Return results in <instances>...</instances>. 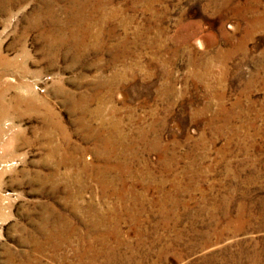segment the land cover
I'll return each instance as SVG.
<instances>
[{
  "label": "rangeland",
  "instance_id": "rangeland-1",
  "mask_svg": "<svg viewBox=\"0 0 264 264\" xmlns=\"http://www.w3.org/2000/svg\"><path fill=\"white\" fill-rule=\"evenodd\" d=\"M254 1L86 0L69 55L49 49L46 21L30 26L42 0L0 12L8 77L36 104L0 85V264H106L102 238L149 254L140 264H264Z\"/></svg>",
  "mask_w": 264,
  "mask_h": 264
},
{
  "label": "bare ground",
  "instance_id": "bare-ground-1",
  "mask_svg": "<svg viewBox=\"0 0 264 264\" xmlns=\"http://www.w3.org/2000/svg\"><path fill=\"white\" fill-rule=\"evenodd\" d=\"M22 1L24 0H0V12L1 13H8V11H10L13 7L17 6L18 4H20ZM64 2H66V6L64 7V11L66 13V18H67V22L66 24L58 17V16H55L53 15L52 11L53 10V0H42V4L44 6H46L43 10V8L41 9L42 12L39 13V18L38 20H36L35 22H33V24L31 23L30 26L32 28H39L42 26L41 24V21H46L48 27H56V29H50L47 27L46 29V37L45 38H48L47 41H48V45L50 46L49 49H53L54 50H57L60 51L62 48H65V46L67 47V51H66V55H69L71 52H77L80 47H81V44H79L78 41H76L77 37L79 36V32L81 31V28L83 27H80V24H77L79 23L80 18H81V15L85 13V9L87 6H85V1L86 0H63ZM231 0H211V3L213 4H220L222 6L225 5V2L226 4H228V2H230ZM258 1H263V0H258ZM105 4V3H104ZM263 4V3H262ZM239 5V4H238ZM237 6V5H236ZM264 6V5H262ZM260 3H256L254 0H250L249 2V9L251 10H255L256 12L259 11V8H260ZM236 8V7H235ZM78 9H81V10H78ZM242 9V8H241ZM50 10V11H48ZM52 10V11H51ZM223 11V10H222ZM47 12H50V15L47 17V16H44ZM251 13V12H250ZM50 17V18H49ZM44 18V19H43ZM256 18V17H255ZM66 20V19H65ZM83 24V23H82ZM249 24V23H248ZM256 24L259 25V27H261L262 29H264V11L260 13V15H257V18H256ZM232 28V27H231ZM253 28V27H252ZM260 28V29H261ZM53 30V32H52ZM84 31L85 28H84ZM86 34H89L88 32H85ZM49 34H52L49 35ZM139 35V34H138ZM71 41H73L71 44ZM109 43V42H108ZM115 43V42H114ZM97 44V43H96ZM117 44V43H116ZM129 44V43H128ZM106 45V44H105ZM199 46V45H198ZM208 46V45H207ZM128 49V47H127ZM115 50V55L113 56L112 58V63H118L120 62V57L118 55V48H114ZM152 52V51H151ZM1 56V54H0ZM75 57V56H74ZM73 57V59H74ZM77 58L74 59V62H80L81 59L85 56H76ZM0 60H1V64H0V68H2L0 71V85H4V89L6 91H9V90H12V89H15L17 90V94L13 96V100L16 101V103L19 105L21 103H24V104H27L30 108V110H33L35 111L34 107H35V99L33 98V96H25L23 93H27L25 86H23L21 83H18L17 79L15 78H12V77H8V72H12V61H10L7 57L5 56H1L0 57ZM191 70V69H190ZM190 73V72H189ZM116 74V73H115ZM118 75V74H117ZM116 77V76H115ZM4 80V81H2ZM1 81L3 83H1ZM107 83V82H106ZM102 84H100L101 86ZM99 86V87H100ZM3 89H1L0 87V121L2 120V118H4V115L6 113V111L4 110V107H2V96H3ZM120 96V95H119ZM121 98V96H120ZM73 100V99H72ZM75 105L74 108L77 107V109H79L81 106L83 107V104H80V102H76L75 101ZM81 105V106H80ZM84 108V107H83ZM6 109V108H5ZM76 109V110H77ZM88 109V108H87ZM81 110V109H80ZM90 112V111H89ZM44 114V113H43ZM82 114V113H81ZM45 118H50V116H48L47 114L44 115ZM5 119V118H4ZM47 124H49L48 122H46ZM46 126H49V125H46ZM59 127V126H58ZM112 127V126H111ZM1 130H0V134H1ZM99 140V139H98ZM64 161V160H63ZM63 163V162H62ZM117 191V190H116ZM166 198V197H165ZM68 204V203H67ZM160 205V204H159ZM128 207V206H127ZM165 207V206H164ZM131 210V209H130ZM133 211V210H132ZM134 214L138 213L136 211H133ZM207 212V211H206ZM132 214V213H131ZM209 214V213H208ZM112 216V215H111ZM90 217V216H89ZM107 217V216H106ZM133 217V216H132ZM117 218V217H116ZM122 218V217H121ZM134 220H131L133 221V223H138V222H141V220H139L138 218H135L133 217ZM132 218V219H133ZM95 220V219H94ZM113 220V219H112ZM117 220V219H116ZM102 220H99V222H101ZM159 225L156 224V228H155V231H159ZM109 233V232H108ZM113 233V232H112ZM117 245L116 247L112 248L109 246L108 242H107V239H103L101 240V253L102 255H105V259H106V264H140V262H138L141 258L145 259L146 256H148L149 254H142L143 256H135V255H128V254H131V252L135 253L134 252V249L132 246H130V244H128L127 242H122L121 240L115 242ZM125 245L126 247V255L124 257V255H122V261L123 262H120L118 263V249L120 250L121 246L123 247ZM40 249V248H39ZM142 250V249H140ZM93 252V251H92ZM138 253V252H137ZM98 254V253H97ZM126 258V259H125ZM97 260V259H96Z\"/></svg>",
  "mask_w": 264,
  "mask_h": 264
}]
</instances>
